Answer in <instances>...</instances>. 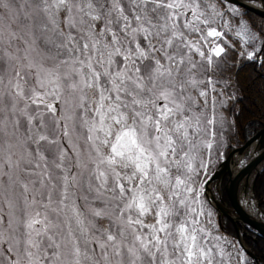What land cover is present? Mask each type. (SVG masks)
Segmentation results:
<instances>
[{
    "label": "snow or ice",
    "instance_id": "obj_1",
    "mask_svg": "<svg viewBox=\"0 0 264 264\" xmlns=\"http://www.w3.org/2000/svg\"><path fill=\"white\" fill-rule=\"evenodd\" d=\"M230 2L0 0V64L12 70L0 73V177L8 178L0 182V264H232L194 179L213 149L217 104L234 99L218 90L226 51L221 29L231 26L221 21L237 15ZM37 32L56 50L53 68L27 55ZM240 55L256 58L255 50ZM65 91L76 97L87 130L86 152L71 144L81 171L73 175L68 152H58L59 203L74 222L68 246L50 234L51 193L47 201L29 197L18 178L23 152L14 159L29 140L40 160L45 144L67 149L41 131L46 113L55 119L58 104L67 103ZM61 126L71 140L67 124ZM83 170L88 192L101 204L90 221L71 193ZM241 257L236 249V264Z\"/></svg>",
    "mask_w": 264,
    "mask_h": 264
},
{
    "label": "rangeland",
    "instance_id": "obj_2",
    "mask_svg": "<svg viewBox=\"0 0 264 264\" xmlns=\"http://www.w3.org/2000/svg\"><path fill=\"white\" fill-rule=\"evenodd\" d=\"M228 7L235 8L237 15L232 16L226 14L224 21H221V23L230 22L231 26L230 28L221 29L226 33L222 41V46H226V51L222 56V79L221 83L218 85V90L223 89L228 95L234 96V99L227 101L224 106L217 104L219 122L213 129V134L211 137L213 149L205 152L204 167L202 169H197L194 179L200 186L199 198L203 203L204 210L208 213H211V229L224 239L226 242L225 247L229 248L233 253L232 264H236V249H239L240 253L242 254L241 258L243 264H254L249 255L240 247L237 238L232 240L220 232L217 214L209 203L208 198L205 197V186L207 181L210 179L212 172L211 168H213V166L218 162V159L222 160L225 158L227 147L234 145V142L231 141V139L227 140L226 135V133H229L233 129L234 122L232 117L229 116V114H232V112L227 111V109L231 104L236 103L240 98V94L237 92V88L235 87L233 80L234 71L237 64H239L242 59H246V56L240 55V53L244 50L249 52L255 50L256 53L259 51L262 42V39L250 27L248 20L244 15V11L234 5H228ZM242 26H246L247 30L244 31ZM237 33H239V35H237ZM253 36L255 39H251ZM29 40L32 41V48L29 53H27V55L34 58L37 63L42 64L45 68H53L57 64V61L54 59L56 50L52 47L51 43L48 42V37L37 32L34 37L30 35ZM246 41L247 43H245ZM24 47L25 45L21 43V56L25 55V52L23 51ZM11 71V68H9L7 65L0 64V73L7 75L10 74ZM224 81L227 82V87H225ZM220 98L225 100L227 99L226 96H221ZM62 99L66 100L67 103L58 104V113L56 114L55 119L52 118V115L46 113V126L42 128L41 131L49 137H54L61 146L67 145V149H58L54 144H45L43 147L45 159L40 160L36 156V145L31 144L29 140L22 149H17V155L14 157V159H19L21 152H23L24 163L22 164L21 170L18 173V178L21 180V183L28 184L30 189V192L28 193L29 197L34 195L37 201H47L48 195L51 193L52 202L49 208L46 210L49 220L54 225L50 234H54L55 239L58 242L68 246L71 243L69 227H74V222L69 219L71 212H69L67 209L61 210L63 209V205L59 203L62 198V186L60 181L62 170L57 167V164L60 163L58 159V152L60 150H66L68 152L69 160L66 161V163L70 167L73 175H75L78 171H81L75 167L76 150L72 149L71 144H77L78 148L83 147L84 151L86 152L84 138L87 135V130L81 124V120L79 119V110L74 108L76 97L69 95L68 92L65 91ZM4 103H7V97L4 98ZM231 107L233 106L231 105ZM65 109H67V112H65ZM61 112H63L65 115H71L72 118L66 121L61 120L59 118V114ZM62 124H67L68 130H70L71 133V140L64 136L65 129L61 126ZM20 134L21 136L26 135L24 127H21ZM223 161H225V159ZM198 162L199 158H197V163ZM37 164H39V167H37ZM25 169L28 170L27 173L25 172ZM44 170H46L44 176L45 182L41 183L40 173ZM49 174L51 177L50 180L48 178ZM7 179V176L0 177V182H7ZM88 179L87 171L83 170L82 174L77 176V180L71 189L72 199L74 200L76 206L83 213L84 219L86 221L92 220L93 217L91 216V212L94 209L101 207L100 201L94 199L93 194L89 193L87 190ZM15 191L17 196L20 197L21 189L16 187ZM20 203L21 205L23 204V197H20ZM5 210H7L6 207ZM44 212L45 210L41 209V213L44 214ZM18 214L22 215L19 209ZM262 217L264 219V215ZM42 240L45 245L49 243L46 236L43 237ZM232 243H235V248H230ZM48 251L51 252V249H48ZM113 264H116L115 260L113 261Z\"/></svg>",
    "mask_w": 264,
    "mask_h": 264
},
{
    "label": "trees",
    "instance_id": "obj_3",
    "mask_svg": "<svg viewBox=\"0 0 264 264\" xmlns=\"http://www.w3.org/2000/svg\"><path fill=\"white\" fill-rule=\"evenodd\" d=\"M240 9L244 11L250 27L258 34L262 42L259 51L255 53L256 58L242 59L235 68L233 80L240 98L236 103L231 104L233 107L230 105L227 109L232 112L229 116L234 122L233 129L226 133L227 140L231 139L234 145L227 147L225 158L218 159V162L211 168L210 178L234 148L242 146L256 134L257 130L264 128V51H262L264 50V37L261 36V33H264V19L245 9ZM227 183L228 176L221 181L219 187L215 182L213 191L221 203L230 206L226 193ZM255 198L260 202V209L264 211V170L256 181ZM214 211L217 214L220 232L232 240L238 238L235 226L227 219H222L220 222L218 212L215 209ZM239 228L244 244L264 264V239L245 225H240ZM251 260L256 264L253 259Z\"/></svg>",
    "mask_w": 264,
    "mask_h": 264
},
{
    "label": "water",
    "instance_id": "obj_4",
    "mask_svg": "<svg viewBox=\"0 0 264 264\" xmlns=\"http://www.w3.org/2000/svg\"><path fill=\"white\" fill-rule=\"evenodd\" d=\"M264 2V0H262ZM231 5L236 7L245 9L248 12H251L261 18L264 19V10L254 8L252 6L247 5L243 0H231ZM259 144V148L261 149L259 155L248 165H246L242 170H240L235 176L232 175L231 166L234 163V158L236 155H243L246 153L250 147L254 145V143ZM264 128L256 131V134L248 140L244 145L233 149L225 161L221 164L219 169L213 174V176L207 181L205 186L206 196L208 198L211 206L219 213V218L226 217L236 228L238 231V242L240 247L252 258L255 262L260 263L259 259L253 254L247 246L244 244L242 240V236L240 234V228L238 224L246 225L253 232L257 233L261 238L264 239V224L259 222L258 220L250 217L249 214L242 208L239 202V190L243 180L252 179L251 190L253 196L255 197V186L256 181L264 170ZM263 166V167H262ZM228 176V183L226 185V193L231 203L232 209L227 208L220 202V200L215 196L213 192V184L216 182L217 187H219L221 181ZM258 202V208L260 209V202ZM262 211V210H261ZM264 214V211H262ZM239 228V229H238Z\"/></svg>",
    "mask_w": 264,
    "mask_h": 264
},
{
    "label": "bare ground",
    "instance_id": "obj_5",
    "mask_svg": "<svg viewBox=\"0 0 264 264\" xmlns=\"http://www.w3.org/2000/svg\"><path fill=\"white\" fill-rule=\"evenodd\" d=\"M243 1L249 6H252V7L257 8V9L264 10V2L262 0H243ZM260 151H261V149L259 148V144H257V142H256L243 155H236L235 158H234V163L231 166L232 175L235 176L246 165H248L250 162H252L259 155ZM253 176H252V178L250 180H248V179L243 180V182L241 184V187H240V190H239V202H240L242 208L246 211V213L250 215V217H252V218H254V219H256L259 222L264 224V219L262 217L264 215L262 213L263 210L262 211L259 210L258 203L256 202L255 197L253 196V193H252V190H251V182H252ZM224 206H226L229 209H232L231 203H230V206H227V205H224ZM222 219H227V218L226 217H222L220 219V222L222 221ZM240 225L241 224H238V227ZM235 229H236V232L238 233L236 227H235ZM256 264H262V262H260V263L256 262Z\"/></svg>",
    "mask_w": 264,
    "mask_h": 264
}]
</instances>
